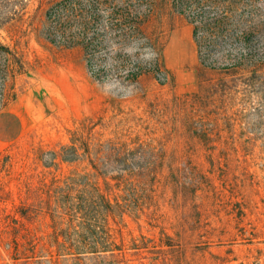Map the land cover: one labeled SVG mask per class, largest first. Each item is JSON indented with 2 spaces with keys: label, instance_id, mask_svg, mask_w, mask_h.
Instances as JSON below:
<instances>
[{
  "label": "rangeland",
  "instance_id": "rangeland-1",
  "mask_svg": "<svg viewBox=\"0 0 264 264\" xmlns=\"http://www.w3.org/2000/svg\"><path fill=\"white\" fill-rule=\"evenodd\" d=\"M45 1L0 28V264H264V0H83L87 28L129 17L89 62L39 35ZM99 173L128 181L117 205L53 210L54 180L88 196ZM104 232L101 259L56 263Z\"/></svg>",
  "mask_w": 264,
  "mask_h": 264
},
{
  "label": "trees",
  "instance_id": "trees-1",
  "mask_svg": "<svg viewBox=\"0 0 264 264\" xmlns=\"http://www.w3.org/2000/svg\"><path fill=\"white\" fill-rule=\"evenodd\" d=\"M90 1L93 2L92 0ZM83 2V0H46L44 3L46 6L44 16L47 24L45 25L46 27H43L38 33L41 37H43V39L53 46L64 49H82L89 62L90 59H94L101 55V52H105L107 54L114 50L112 45L114 42L113 40L117 38L119 41V39L124 38L128 34L124 33L123 29L120 28L121 24H119V22L122 20L126 21L129 17L127 15H122L119 19V17L114 18L112 16H108V20H106V22H108L107 27L109 28H101L98 24L95 27L87 28L86 21L97 23L99 16H97L95 11L92 9L86 11V6L89 5L90 8V2L88 1V5H86V3L83 5ZM73 3L80 5L78 13L74 14V10L71 7ZM26 6L27 0H0V28L15 19H20ZM190 20L195 26V35H197L198 31H205L211 23L209 19L206 18L205 20L202 17L198 18L193 16ZM114 22L117 23V25L113 24ZM75 23H78V26L75 25ZM118 27L120 29H117ZM134 32L138 31L130 30L129 34H134ZM242 32L243 36L247 31L244 30ZM247 40L248 38H245V41ZM0 50L12 56L7 48L0 47ZM203 63L208 68L214 70L221 69L214 61H204ZM135 66L136 65H134V67ZM135 68L136 69L130 70L127 75H125L124 79L135 81V79L140 76L142 72L138 66ZM112 70L113 68H111V71ZM99 73V71H91L92 76L100 80ZM85 149L88 151V146H86L84 150ZM67 152H72L73 155H67ZM76 152L77 149L74 146L62 148L58 154H54V159L58 157L60 162L70 163L78 160ZM122 161L129 162L130 159L126 158ZM90 164L94 169H97V166L99 165L97 162L95 163V161L91 160ZM96 176L101 178L102 185H99L97 182H88L87 186L90 189L88 191V196H85V192H81V196H73L72 194L74 190L71 188L72 186L70 189L67 188V186L72 184L71 179L54 180L53 192L55 195L53 210L56 211L59 216L66 215L68 212L69 214H72L73 212L75 215H79L81 219H86V215L82 211L85 203H95L98 207L109 210L114 204L117 205V194L120 190L127 186L128 181L123 180L122 176L110 177L107 180L104 173H99ZM66 192L68 194L64 197L63 195ZM106 236L107 233L104 232V237L89 241L88 239H85L84 242H80L78 246L75 245L76 243H72L64 236H62L61 242H59L57 238L55 240V244L58 249L55 256L56 263L58 261V257H63L66 260L70 257V259H74V261H83L85 259L84 254H91L94 256V259H101L102 257H100L101 255L99 254L112 251L109 249L110 246Z\"/></svg>",
  "mask_w": 264,
  "mask_h": 264
}]
</instances>
